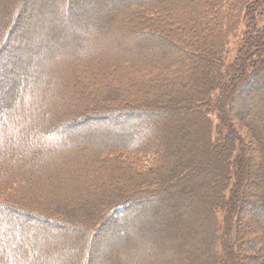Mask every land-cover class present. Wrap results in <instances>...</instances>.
Returning a JSON list of instances; mask_svg holds the SVG:
<instances>
[{"label": "trees", "instance_id": "1", "mask_svg": "<svg viewBox=\"0 0 264 264\" xmlns=\"http://www.w3.org/2000/svg\"><path fill=\"white\" fill-rule=\"evenodd\" d=\"M27 1L0 0L1 63L5 62L2 49L6 54L16 49L7 36L14 31L21 9L27 11ZM98 1H82L80 15L61 21L62 9L69 12L72 0H50L37 12L36 21L64 27V34L54 32V36L28 42L33 50L18 72L0 67V87L22 79L17 101L0 98V213L35 222L24 225L31 236L23 237L22 227L0 238V264H38V245L56 248L49 252L51 261L65 259V264H72L76 245L71 249L62 245L76 243L75 227H81L91 240L130 198L161 195L174 186L186 187L189 180L205 191L212 188L200 198L202 209H190L180 201L166 203L152 217L160 230L150 224L151 215L131 221L126 235L132 241L128 249H119L110 264H130L128 260L138 251L142 256L136 258L137 264H181L185 257L186 264H264V193L255 196L256 209L243 207L252 187L248 179L243 180L246 165L248 170L252 162L258 170L253 187L264 180V125L259 127L264 124V21L257 22L264 16V0H107L100 7L108 16L89 24L88 18L100 12L95 6ZM13 4L19 9L12 11ZM85 21L89 28L83 37L87 39L80 41L77 36L69 41L66 33L81 28ZM234 34H241L240 39L225 65L227 40ZM162 36L167 43L160 44ZM67 63L76 67L58 71L57 64ZM212 64L214 73L224 78L221 86L214 84L209 93L203 88L198 91L205 80L201 70ZM249 78L253 80L250 86L244 84ZM252 87L262 92L253 97L255 102L249 99L238 106L231 119L228 98L238 89L247 92ZM168 106H183L172 111L173 119L192 112L188 116L190 144L182 142L185 136L178 134L176 124L170 130L153 125L160 131H144L149 134L138 129L74 131L91 118L109 121L108 116L122 112L117 115L122 117L125 112L135 120L136 110L160 111ZM252 109L258 113H250ZM230 121L240 124L246 138L256 142L245 148L252 153L242 150ZM210 149L223 151L225 159L216 174L207 173L210 166H205L204 152ZM197 150L201 151L198 162L190 167ZM200 172L202 180L197 182ZM219 185L222 189L215 193L213 188ZM247 211L254 212L255 230H244L245 224L240 223ZM190 212L201 219L196 217L193 226L184 218ZM1 219L0 229L7 230ZM133 223L144 226L134 231ZM145 230L150 234L140 233ZM203 231L210 237L209 248L204 245L195 250L193 241ZM21 239L33 250L24 261ZM197 251L199 256L194 255Z\"/></svg>", "mask_w": 264, "mask_h": 264}, {"label": "rangeland", "instance_id": "2", "mask_svg": "<svg viewBox=\"0 0 264 264\" xmlns=\"http://www.w3.org/2000/svg\"><path fill=\"white\" fill-rule=\"evenodd\" d=\"M50 0H28V5H27V11L22 10V14L20 15V19L17 22H14L15 25V29L14 31L9 32V36H7L9 44L10 43H14V46L12 47L14 51H12L11 53L6 54L5 52V48L2 49V55H3V60H5V62H0V67L3 68V71H8L10 69L13 68V70L15 72H18L20 70V68L22 69L23 64H24V59L26 54H28V51H32V45H28L27 43L30 42L32 39H35L36 37H39L42 35H44L45 37L48 36H54L55 33L57 32V35H61L64 34V27L63 28H59L58 25H55L52 23V25H50V27H47L46 25H44L43 22L36 21V17H37V12H40V8L46 6L48 4ZM88 2L90 0H72V4L69 8L70 11L68 12V10L64 11V9H62V14L60 16V20H65V18L68 20L69 18H73L75 17V15H80L81 11H82V6L80 5L81 2ZM89 3V2H88ZM107 0H100L98 1L95 6L98 7L97 11H100L99 13H93L92 16H90L87 20L89 22V24L94 23L95 21H101L100 19H103L104 17L106 18L108 16V13L102 11V6H104L105 4H107ZM19 4V3H18ZM18 4H13L14 7L11 5L9 8H12L13 10L19 9L17 6ZM101 6V7H100ZM109 6V4H108ZM117 6H115L116 8ZM119 9V8H116ZM86 15V13H83ZM263 18H257V22L259 25H261L264 21V16L261 15ZM87 21L83 22L80 27L77 29H74L72 33H66V36L69 37V41H74L75 38H81L80 41L87 39V37H83V33H85L86 31H88V26H86L88 23ZM11 22V19H10ZM10 24V23H9ZM9 27V26H8ZM7 29V28H6ZM90 32V31H89ZM241 35V34H240ZM240 35L239 34H234L232 37L228 38V49H227V55L224 56V64H228L231 59L233 58V56L235 55V51L237 49V45L240 39ZM40 37V38H41ZM63 38V37H61ZM60 38V39H61ZM160 39V44H165V42L167 43V38L166 37H159ZM37 46V45H36ZM35 46V47H36ZM89 46V45H88ZM18 47V48H17ZM87 47V46H86ZM21 49V50H20ZM23 50H25V55L23 53ZM14 52V53H13ZM214 64H217V62L214 60L213 61ZM35 65H38L39 62H35ZM68 66H73L76 67L75 64H70L67 63V65L64 64H57V68L58 71L61 70L62 68H64L65 70L68 69ZM214 66L213 64L208 68H206L204 70H201V72H203L204 75V79L201 86L199 88H197V90H201V88H203V91H207V93H209L210 91H212V89L214 88V84H216L215 87H220V79H224L223 77H218L215 73H214V68L212 67ZM12 67V68H10ZM20 67V68H19ZM10 68V69H9ZM55 68L53 70H51V72H54ZM48 71V70H47ZM49 72V71H48ZM50 72V73H51ZM50 73H48V75H50ZM62 73V72H61ZM61 73L60 76H62ZM28 75V73H25ZM2 73H0V80L2 81L1 78ZM244 76V75H243ZM215 79H219V83H215ZM22 80V79H21ZM20 80V77L18 78L17 81H14L13 84L6 82L7 84L2 85V87H0V98H2V100H11L12 97L17 101L20 93L18 94L16 91L18 87H21L22 82ZM223 81V80H222ZM243 81V80H242ZM253 81V80H252ZM252 81L249 78L248 80H245V85L249 84L252 85ZM247 83V84H246ZM202 91V92H203ZM201 92V91H200ZM201 92V93H202ZM262 91H257V88L252 87L251 89H249L247 92H243L240 89H238L237 94L232 97V98H228V103L231 109L228 110V116H231V119H233L234 117L232 116L235 113H238V106L240 107V105H243L245 103H248V100L251 99L252 102H255V99H253V97H256L257 95H259ZM246 93V94H245ZM17 96V97H16ZM198 98H196L194 100V102H197ZM254 100V101H253ZM183 107V106H181ZM181 107H166L163 108L159 111V109H155V108H148L143 109V111L141 110H136L134 112L135 113V120L133 119H129L127 118V114L124 112L121 116H117L118 114H114V115H110L108 116V120L104 119V120H95L94 118H91L89 120H85L83 121V124H79V126H76L74 128V131H78V132H85V131H89L92 133H101V129L102 130H111V131H132V129H138V131H142V133L145 134H149V132H144L146 131H152V133H159V129H154L152 126L154 125L155 127H159V125H161L163 127V129L165 130H170V127H174L173 124H176L177 127H179L178 134H184L185 138L182 142H186L187 145L190 144V139L192 138L191 133V129H192V123L189 122L188 120V116H191L192 112H189L190 114H183L184 116H180V114H178V116H175L174 119L171 116L172 115V111L176 110V109H182ZM245 110V109H244ZM243 110V111H244ZM0 111H1V107H0ZM2 112V111H1ZM141 112V113H139ZM156 114H155V113ZM159 112V115H158ZM182 113V111L180 112ZM244 113V112H243ZM250 113H258L257 111H254V109L250 110ZM141 114V115H140ZM160 117L161 121L158 123L157 122V118ZM180 117H182V119H180ZM114 120V121H113ZM214 123H217V120L215 118H213ZM248 120V119H246ZM241 121V119H240ZM181 122V123H180ZM186 125H183V123ZM232 123V125L234 126V132H236V135L238 137V142L241 143L244 147L245 153H247V151L250 153L251 149L249 148L248 150H245V148H247V144L250 146L252 145V141L254 143H256L254 140H252V138H246V132L244 131L245 129L240 127V124H238L236 121H230ZM264 122V121H263ZM122 123H125L122 124ZM129 123V124H128ZM172 123V124H171ZM169 125V126H168ZM264 124H259V127L263 126ZM240 127V128H239ZM120 128V129H119ZM118 129V130H117ZM107 132V131H106ZM110 132V131H109ZM150 133V134H152ZM263 140L264 142V137L261 138V141ZM194 143V141H192ZM198 144L199 147H201L199 145V142H196ZM264 144V143H263ZM240 145V144H239ZM198 153H195V155L193 156L192 159H190L189 162V166H196V163L198 162V158H199V153L201 151L197 150ZM263 152V157H264V146L261 150ZM237 152V151H236ZM225 153V151H224ZM252 153V151H251ZM207 154V156H206ZM223 151L221 152H217V151H212V149L209 150L208 153H206V151L204 152V157H207L205 159H207V164L205 165L206 167L210 166V170L207 171V173H212V174H216L217 172H215L216 170H219L221 166H223V161L225 160L223 157ZM258 159V158H257ZM203 161V159H200ZM255 161V160H254ZM256 162V161H255ZM257 163H260V160L258 159ZM243 164V162H242ZM264 167V164L262 165ZM197 168V167H196ZM253 164L252 162L250 163V166H248V170H247V165H246V172H245V176L243 178V180L246 178L248 179L249 182H251V188H250V200H248L247 202L244 203V201H242V205L244 208H246L248 205H250L248 208V210H251L252 208L256 209L257 203L259 204L258 201H256V197H258V195H260L261 193H264V180L261 183V185L259 187L256 188V186L253 187V184H255V182L257 181L256 178V174L258 172V170H254L253 169ZM252 169V170H251ZM244 170V169H243ZM264 170V169H263ZM247 171H250V174L247 173ZM197 171H194L193 173H196ZM252 172V173H251ZM202 173H199V178L197 180L200 181L202 180V176H200ZM210 179V178H209ZM260 181V180H259ZM185 184V182H184ZM257 184V183H256ZM176 188L172 189L170 188L168 191L163 192L161 195H157L154 197H148L146 196V198H130L126 203L123 204V210H116L115 212H113V214H111V218L108 219L105 222V225H103V227H101V230L98 231V235L93 238V239H89L88 236L85 235L84 231L81 229V227H75L73 229V231H75V235L79 236L78 240H76V243H73L72 241H69L66 243L65 245H62L63 248H68L71 249V247H75L76 245V250H74L72 258H73V263L72 264H110L112 261H114L116 259V253H118L120 248H127L130 245V242L132 241V236L131 238L129 236L126 235L127 231H128V227L129 224L131 223V221H135V220H139L142 219V216L144 218L150 216V219H152L154 212L156 213V209L159 208H165L167 205L166 203H168L169 205L172 204L173 202L176 201H180L182 203V205L190 207V209H202V205H201V201L200 198L203 196L202 194H208V192L212 191V188L209 187L206 191L204 189V187L202 188H197L196 187V183L195 180H189L186 182V187L185 186H174ZM217 188L218 190L222 189V186H218V187H214L213 191L216 193L217 192ZM172 189V190H171ZM171 190V191H170ZM211 193H209L210 195ZM256 196V197H255ZM253 199V200H252ZM163 206V207H162ZM111 208V207H110ZM181 209V208H180ZM178 209V211L180 210ZM196 211V210H195ZM177 212V210H176ZM157 214V213H156ZM200 215V214H199ZM206 215V213H204V216ZM20 217V216H19ZM14 217L13 215H8V216H4L0 213V219L3 220L4 226L7 227V230H3L0 229V238L1 237H6L8 235V233H12L13 231H19L20 229L22 230L23 237H28L29 235L31 236V230L29 229L28 226L24 225H28V223H30V225H34L35 222H28L25 223L24 219H22L21 217ZM196 217L201 221V219L199 218L198 214L194 213V212H190L187 213L184 218H185V222L191 224L192 226L194 224L197 223L198 219H196ZM19 218V219H18ZM149 218V217H148ZM254 212H248L247 214L245 213L244 218H242L240 223H244V230H255V226H254ZM156 219H152L151 220V225L153 226L154 230H160L159 228V224H157L155 222ZM196 220V221H195ZM135 223V222H134ZM133 223V224H134ZM132 224V225H133ZM139 226H144V225H133V230L134 231H138V229L140 228ZM41 228L43 229H48L47 226L45 225H40ZM255 227V228H254ZM143 228V227H142ZM10 230V231H8ZM44 231V230H43ZM45 232V231H44ZM141 234L144 235H149L150 232L145 230V231H140ZM138 236V235H137ZM136 236V240L139 243H141L142 241H140ZM143 236V235H140ZM139 236V238H140ZM207 237V233L206 231H203L201 234L198 235V237H196L197 239H195L193 241V245H194V249L197 250L198 248H202V246L206 245V249L207 247L209 248V243H210V237H207V239L205 240V242H201L202 241V237ZM19 238H21L19 236ZM148 238V237H147ZM40 241H37V243L35 244H39ZM26 241H24L23 239H21V246L23 247L21 249L22 254H21V259L24 261L25 259L27 260V252L29 251H33L30 246L27 247L26 245ZM38 253L36 254V258L38 261V264H65L66 260L65 259H59L58 261H51V259L48 257L50 254L49 252L56 249V248H49V249H43L41 247V245H38ZM67 249V250H68ZM126 249V250H127ZM207 251V250H206ZM140 251H138L137 256L135 257L134 255L132 256V258L130 259V261L128 260V263L130 264H137V259L139 257H141V253H139ZM124 251H121L120 254H123ZM200 251L194 252L195 256H199L200 255ZM140 255V256H139ZM124 258L125 257L124 255ZM137 258V259H136ZM187 257H185L186 260ZM185 260L183 261V263L181 264H186ZM127 261V259H126ZM29 263V262H28ZM33 264H37V262L33 263ZM226 264V263H224ZM231 264H234V262L232 261Z\"/></svg>", "mask_w": 264, "mask_h": 264}]
</instances>
